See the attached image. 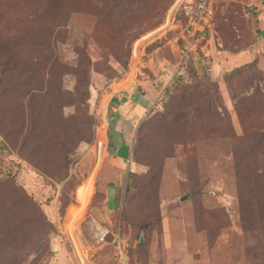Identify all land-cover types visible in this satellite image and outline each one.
Returning a JSON list of instances; mask_svg holds the SVG:
<instances>
[{"label":"rangeland","instance_id":"rangeland-1","mask_svg":"<svg viewBox=\"0 0 264 264\" xmlns=\"http://www.w3.org/2000/svg\"><path fill=\"white\" fill-rule=\"evenodd\" d=\"M199 1L0 0V264H264V0Z\"/></svg>","mask_w":264,"mask_h":264},{"label":"crops","instance_id":"crops-1","mask_svg":"<svg viewBox=\"0 0 264 264\" xmlns=\"http://www.w3.org/2000/svg\"><path fill=\"white\" fill-rule=\"evenodd\" d=\"M132 104V103H130ZM130 104H127V106L129 107V109L127 110L126 107L124 105L118 107L117 109H115L114 111H125L126 115L124 117L121 116L120 117V120L124 121L123 122V125L126 124V123H131V121L133 122L136 118V115H138L137 113L140 111V109L138 108L139 106L136 105V106H133V105H130ZM120 114V113H119ZM127 117V119H125ZM120 139V137H118ZM112 138L111 137H108V133H106L105 135V140H104V143H103V149L105 150L104 152H106L105 154H107V156H110L113 157V154H118L119 156V159L122 160V158L120 156H123L124 159L128 162V169H130V155H131V146L129 144H127L128 146H124V144L122 146L120 145H116V146H111V152H109V148H110V145H112ZM119 142V141H118ZM121 152H123V154H121Z\"/></svg>","mask_w":264,"mask_h":264},{"label":"built area","instance_id":"built-area-1","mask_svg":"<svg viewBox=\"0 0 264 264\" xmlns=\"http://www.w3.org/2000/svg\"><path fill=\"white\" fill-rule=\"evenodd\" d=\"M211 1L212 0H200L194 8H196V16H197V21L196 23H193L194 28L193 30H198V25L200 22L207 24L208 18L211 15L212 8H211ZM192 46V42L186 44V48L189 49V51H192L190 48ZM106 236V232L102 231L100 232V237L103 239ZM120 244V243H119ZM119 251V257H120V262L122 264L126 263V255L124 254V251L120 246L118 247Z\"/></svg>","mask_w":264,"mask_h":264},{"label":"trees","instance_id":"trees-1","mask_svg":"<svg viewBox=\"0 0 264 264\" xmlns=\"http://www.w3.org/2000/svg\"><path fill=\"white\" fill-rule=\"evenodd\" d=\"M45 29L44 28H39V29H37L36 30V34H35V36H34V39L35 40H37V39H39V40H41L42 42H38V43H36V45L38 46V47H40V48H45V46H46V44H45V35H44V37L43 36H40L38 33L39 32H42V31H44ZM33 33V32H32ZM132 162V161H131ZM129 175H131L130 174V172L128 173V176Z\"/></svg>","mask_w":264,"mask_h":264},{"label":"bare ground","instance_id":"bare-ground-1","mask_svg":"<svg viewBox=\"0 0 264 264\" xmlns=\"http://www.w3.org/2000/svg\"><path fill=\"white\" fill-rule=\"evenodd\" d=\"M80 192H82V190L80 189Z\"/></svg>","mask_w":264,"mask_h":264}]
</instances>
